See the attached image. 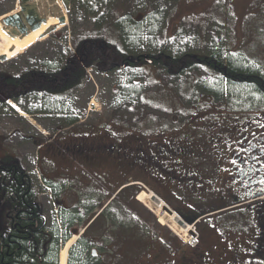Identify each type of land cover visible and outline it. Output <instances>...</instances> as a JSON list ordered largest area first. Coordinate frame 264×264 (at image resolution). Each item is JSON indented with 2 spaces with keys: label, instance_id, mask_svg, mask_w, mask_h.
Here are the masks:
<instances>
[{
  "label": "rangeland",
  "instance_id": "obj_1",
  "mask_svg": "<svg viewBox=\"0 0 264 264\" xmlns=\"http://www.w3.org/2000/svg\"><path fill=\"white\" fill-rule=\"evenodd\" d=\"M173 1L175 0H169V4L171 2L172 5ZM30 3L45 15L51 10L46 8L51 6L55 16L64 14L67 21L51 27L44 38L19 55L0 61L15 74L28 67L40 66L46 60H64L69 55L73 40L93 26L94 18L90 12L71 3V0L67 4L64 0H48L47 7L43 0H34ZM17 4L20 6L18 0H0V17L15 11ZM209 15L220 22L210 24L207 35L200 36L198 21L195 19ZM181 19L184 20L182 25L184 42L194 45L200 41L203 46L207 44L210 46L213 43L224 44L235 50V53L249 61L258 62L264 68V0H182L178 5L175 21L169 26V33L172 34L173 28L180 24ZM158 40L159 38H156V41ZM4 46H6L4 42L0 44V53L4 52ZM88 71L92 81L69 97L55 100V103L59 101V104L51 108L55 113L59 111L66 113L43 112L45 110L40 106L43 102L37 104L30 99H25L23 103L26 107L39 109L36 115L28 114L26 117L17 110H15L17 114L0 113V165L6 152H9L8 154L21 161L27 173L35 176V183L43 192L42 203L50 224L57 220L56 215L61 205L69 208L70 204L81 200L80 197L83 199L86 195L96 197L90 201V205L100 207L110 197V193L125 182L127 176L129 177L126 182L136 179L144 181L145 186L165 198L169 202L167 205L174 211L179 209L184 215H190L192 212L190 206L192 198H184V194H180L178 198L173 197L171 191L175 189L169 181H165L159 175L162 173L159 168L151 169L145 166L137 168V165L132 163L130 167L122 169L120 165L116 169L110 160L111 165L106 169L101 163L93 164L99 156L83 158V154L96 151L100 143L85 146L77 156L72 149L77 141L82 145L100 141L114 149L123 146L128 153L138 151H131L126 147L141 146L147 155L146 153H152L149 151L152 147L157 149L158 146L166 144L191 143L197 149H202L209 145L210 139L214 141L216 137H222V140L218 138L215 144L209 146L210 156L216 163L218 162L213 172L209 173L213 169L211 166L216 163L203 162L206 170L204 171L196 162L198 160H192L191 168L195 172L198 171L200 176L207 178L212 175L215 178L224 174L222 168L224 145L226 142L232 145L231 138L237 131V126L240 125L242 128L253 122L259 127L258 122H264V100L253 106L247 104L233 106L232 103L216 102L204 92L197 95L193 93L195 87H199L195 86V83L200 84L213 78L208 71L193 74L194 76L190 78L192 81L188 77L175 78L172 75L153 73L151 78L141 76L136 85L132 81H126L129 72L122 69L106 71L94 66ZM123 86L126 89L131 87L132 93H129L130 90L124 93ZM14 105L18 106L15 103ZM19 109L23 110L21 107ZM74 116L85 124L57 136L60 132L58 130ZM46 140L48 141L42 148L37 146ZM122 163L126 165L127 159ZM84 164L101 172L98 173ZM165 176L169 178L168 174ZM229 179L223 178L221 186L228 183ZM49 181L68 187L67 192L72 197L67 198L68 194H65L64 202L54 201L56 203L54 204L53 198H50L51 190L46 188ZM93 193H96V196ZM126 195L127 192L123 193L118 200L121 201ZM229 198L230 196L225 195L218 205L230 202ZM117 203L118 201L114 202L109 211L114 209ZM204 207L208 208L209 204H205ZM130 208L146 234L154 238L149 260H144L141 264H193L192 260L189 262V254L199 247L200 243L201 249L209 247L210 258H206L204 264H218L220 261L217 259L223 257V247L228 249L231 245L222 241L223 236L220 232L243 227L242 220L244 221L250 214L247 206L233 207L204 219L199 227L197 225L192 228V236H198V244L194 247L189 240L177 236L168 226H160L163 224L142 202H133ZM0 212V227L7 226L9 218L14 215L7 201L3 202ZM80 229L76 225L72 234L78 235Z\"/></svg>",
  "mask_w": 264,
  "mask_h": 264
},
{
  "label": "trees",
  "instance_id": "obj_2",
  "mask_svg": "<svg viewBox=\"0 0 264 264\" xmlns=\"http://www.w3.org/2000/svg\"><path fill=\"white\" fill-rule=\"evenodd\" d=\"M181 1L175 0L171 5L169 0H71L90 12L94 18L92 28L73 40L64 60H46L40 66L28 67L18 74L10 72L0 62V113L17 114L10 101L28 114L39 113L37 108L26 107L25 99L37 104L43 102L40 105L43 112L55 113V110L51 111L59 104L55 100L85 88L92 81L88 69L94 66L106 71H128L126 81H132L134 85L141 76L151 78L153 73L190 79L193 74L208 71L213 78L195 83V86L199 85L193 92L196 95L204 92L216 102L232 103L233 106H253L264 100V68L261 64L245 59L224 44L203 46L200 41L194 45L184 42L183 19L173 28L172 34L168 32ZM195 20L200 36H206L210 24L219 21L211 15ZM122 88L124 93L131 89ZM59 113L66 112L55 114ZM79 121L75 116L69 118L58 130L59 134L74 128ZM6 153L0 165V208L7 201L14 215L7 226L0 227V264H59L61 244L71 238L76 224L85 220L88 225L96 212L87 206L85 201L89 200L85 198L79 207L74 204L69 208L60 206L59 223L50 226L44 213L43 192L35 183V176L27 173L16 157ZM47 184L54 201L64 202V195H69L67 189L56 182ZM141 190V187H132L119 194L127 192L124 200L128 203ZM68 195L67 198L72 197ZM114 202H117L116 198L71 248L69 264H141L149 260L154 238L146 234L130 207L126 212L117 203L109 211ZM123 216H127L126 222Z\"/></svg>",
  "mask_w": 264,
  "mask_h": 264
},
{
  "label": "flooded vegetation",
  "instance_id": "obj_3",
  "mask_svg": "<svg viewBox=\"0 0 264 264\" xmlns=\"http://www.w3.org/2000/svg\"><path fill=\"white\" fill-rule=\"evenodd\" d=\"M258 123L259 127L253 122L242 128L238 125L237 131L231 138L232 145L223 139L226 142L222 162L224 174L215 178L212 175L207 178L200 176L198 171L195 172L191 168L192 160H198L196 162L202 167L205 161L216 163L210 156L209 146L215 144L218 138L222 140V137H216L214 141L210 139L209 145L202 149H197L191 143L166 144L158 146L157 149L152 147L149 150L152 153H146L147 155L144 153L146 150L141 146H136L137 149L132 145L126 147L131 151H138L128 153L122 148L123 146L114 149L100 141L86 145L77 141L72 149L78 156L85 146L100 143L96 151L83 154V158L99 156L93 164L101 163L106 169L111 165L110 160L113 161L116 169L120 165L122 169L130 167L132 163H135L137 168L143 166L151 169L159 168L162 171L159 175L165 181H169L175 189L171 191L173 197L178 198L180 194H184V198H192L191 203L189 202L192 212L190 215H184L187 219L204 216L199 221L202 222L211 213L220 214L233 207L247 206L250 214L244 219L245 222L242 220L243 227L229 228L220 232L223 236L222 241L231 245L228 249L223 247V257L217 261H220L218 264H264V122ZM124 159H127L126 165L122 163ZM141 162L142 165L138 164ZM216 166L218 162L211 166L213 169L209 173L213 172ZM88 167L95 169L89 165ZM165 174H168L169 178ZM228 177L230 181L221 186L222 179ZM225 195L230 196L231 201L218 205ZM207 203L209 207L205 208L204 205ZM201 245L202 243L189 254V262L192 260L193 264H204L205 259L210 258L209 247L201 249Z\"/></svg>",
  "mask_w": 264,
  "mask_h": 264
},
{
  "label": "bare ground",
  "instance_id": "obj_4",
  "mask_svg": "<svg viewBox=\"0 0 264 264\" xmlns=\"http://www.w3.org/2000/svg\"><path fill=\"white\" fill-rule=\"evenodd\" d=\"M43 1L45 2V6L47 7L48 4L46 3V1H48V0H43ZM16 7H17V9L15 8L16 9V10L14 9L15 11H11V12L7 13L1 19L5 18L9 15H13V14L17 13L20 9L19 4H17ZM61 8L63 9V7H61ZM46 9L52 10V7L48 6ZM51 10H49V12H47V10L45 11V12H47V16H48L47 22L43 23L42 27L40 29L30 32L28 35L24 36L23 38H21V37L13 38V37L9 36L3 30V23H2V20H0V44L3 42L6 44V46H4V49H3L4 52H1L0 55H4L7 59H12L13 57L19 55L20 53H22L26 49L35 45L39 40H41L42 35L45 34L51 27L60 24L59 18L57 16H55ZM16 108L19 110V112L22 115H24L26 117L28 116L23 111H21L18 107H16ZM156 196H157V198L155 199L154 198L155 193L153 191L144 190L138 195V199L158 217V220L161 224L168 226L171 230L174 231L175 234H177V236L182 237L184 240H186V241L190 240V238H191L190 231L192 230V227L188 226V225H184V226L180 225L178 223L179 217L177 215H173V214L169 213L167 210L165 211L164 207H166L167 204L158 195H156ZM76 239H77V237H75V236L72 237L68 241L66 246H64L60 249L61 251L59 253V264H67L69 249L74 244Z\"/></svg>",
  "mask_w": 264,
  "mask_h": 264
},
{
  "label": "water",
  "instance_id": "obj_5",
  "mask_svg": "<svg viewBox=\"0 0 264 264\" xmlns=\"http://www.w3.org/2000/svg\"><path fill=\"white\" fill-rule=\"evenodd\" d=\"M20 1V11L13 15H9L2 19L3 23V30L11 37H21L28 35L32 31H36L42 27V24L47 22V18L41 17L35 5L30 4L32 0H19ZM68 0H64V3L67 4ZM60 23H64L66 21L65 16L59 17ZM50 29L42 35L41 38L45 37ZM7 58L4 55H0V61H5ZM155 199L157 196L155 195ZM164 210L168 211L173 215L175 214L169 207H164ZM178 216V215H177ZM179 217V216H178ZM178 223L180 225H193L195 220H184L183 218L179 217Z\"/></svg>",
  "mask_w": 264,
  "mask_h": 264
},
{
  "label": "crops",
  "instance_id": "obj_6",
  "mask_svg": "<svg viewBox=\"0 0 264 264\" xmlns=\"http://www.w3.org/2000/svg\"><path fill=\"white\" fill-rule=\"evenodd\" d=\"M43 146H44V145H42V147H43ZM107 201H108V200H107ZM107 201L105 202V204L107 203ZM75 203H78V205L80 206V201L75 202ZM54 204H56V203L54 202ZM94 207H96V206H94ZM101 209H102V208H100V207L95 208V209H94V212L99 213V212L101 211ZM125 210H126V212H128V207H127V206H126ZM47 218H48V217H47ZM48 220H49V219H48ZM55 223H57V220H56L55 222H53L52 224H50V223H49V224H50V226H53ZM84 224H85V220L82 221L81 224H78V226L81 227V229H83V228H84V227H83ZM74 236L78 238L79 235H73V237H74Z\"/></svg>",
  "mask_w": 264,
  "mask_h": 264
}]
</instances>
